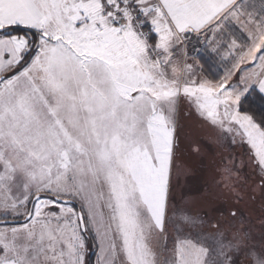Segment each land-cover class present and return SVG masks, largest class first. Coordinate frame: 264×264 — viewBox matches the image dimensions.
I'll list each match as a JSON object with an SVG mask.
<instances>
[{
    "label": "snow or ice",
    "instance_id": "obj_1",
    "mask_svg": "<svg viewBox=\"0 0 264 264\" xmlns=\"http://www.w3.org/2000/svg\"><path fill=\"white\" fill-rule=\"evenodd\" d=\"M0 264H264V0H0Z\"/></svg>",
    "mask_w": 264,
    "mask_h": 264
},
{
    "label": "rangeland",
    "instance_id": "obj_2",
    "mask_svg": "<svg viewBox=\"0 0 264 264\" xmlns=\"http://www.w3.org/2000/svg\"><path fill=\"white\" fill-rule=\"evenodd\" d=\"M185 125H186V128H195V122L194 121H186ZM248 173L250 176L252 175L251 170H248ZM250 218L253 222L256 221V215H252Z\"/></svg>",
    "mask_w": 264,
    "mask_h": 264
},
{
    "label": "trees",
    "instance_id": "obj_3",
    "mask_svg": "<svg viewBox=\"0 0 264 264\" xmlns=\"http://www.w3.org/2000/svg\"><path fill=\"white\" fill-rule=\"evenodd\" d=\"M257 113L259 112V108L257 107L256 109H254Z\"/></svg>",
    "mask_w": 264,
    "mask_h": 264
}]
</instances>
